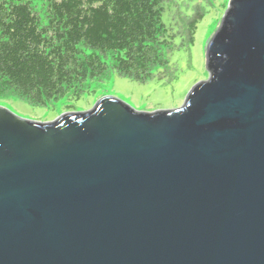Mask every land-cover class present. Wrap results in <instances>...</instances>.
<instances>
[{
	"label": "water",
	"instance_id": "95a60500",
	"mask_svg": "<svg viewBox=\"0 0 264 264\" xmlns=\"http://www.w3.org/2000/svg\"><path fill=\"white\" fill-rule=\"evenodd\" d=\"M179 108L0 107V264H264V0H230Z\"/></svg>",
	"mask_w": 264,
	"mask_h": 264
},
{
	"label": "trees",
	"instance_id": "16d2710c",
	"mask_svg": "<svg viewBox=\"0 0 264 264\" xmlns=\"http://www.w3.org/2000/svg\"><path fill=\"white\" fill-rule=\"evenodd\" d=\"M44 1L42 22L30 2L0 0V89L10 96L48 109L91 94L108 73L138 83L165 77L177 48L161 21L168 0ZM202 17L186 18V46Z\"/></svg>",
	"mask_w": 264,
	"mask_h": 264
},
{
	"label": "rangeland",
	"instance_id": "374dc122",
	"mask_svg": "<svg viewBox=\"0 0 264 264\" xmlns=\"http://www.w3.org/2000/svg\"><path fill=\"white\" fill-rule=\"evenodd\" d=\"M25 1L31 3L40 20L45 22V1ZM229 2L230 0H168L164 5L161 21L174 34L177 48L168 55L169 70L161 79L155 75L145 83H138L115 73H108L103 81L89 85L91 94L84 95L74 103L59 101L48 109L31 106L0 89V107L22 119L39 123L50 122L62 113L86 112L104 97L117 99L142 113L179 108L189 90L208 77L205 69L206 44L217 31ZM196 12L203 17L197 24L193 45L186 46L181 42L185 20L193 17ZM68 107L72 109L67 110Z\"/></svg>",
	"mask_w": 264,
	"mask_h": 264
}]
</instances>
